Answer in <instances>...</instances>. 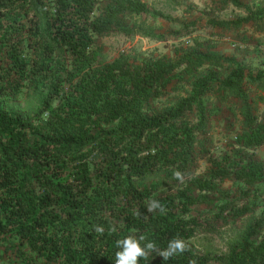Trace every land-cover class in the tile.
<instances>
[{
	"label": "trees",
	"instance_id": "obj_1",
	"mask_svg": "<svg viewBox=\"0 0 264 264\" xmlns=\"http://www.w3.org/2000/svg\"><path fill=\"white\" fill-rule=\"evenodd\" d=\"M144 11L139 0H0V264H114L116 241L129 234H143L160 249L173 238L189 242L210 222L223 226L239 216L225 212L233 203L217 181L233 173L247 184L264 182L261 165L243 157L264 144V123L245 103L235 148L212 157L205 140L211 112L202 100L208 91L241 98L244 80L263 88L264 69L201 56L235 67L223 80L195 79L188 95L157 110L153 102L175 76V62L97 58V37L133 33L129 18ZM246 12L221 24L264 19V7ZM23 95L35 100L15 109ZM206 156L210 165L198 175L197 161ZM176 170L186 183L174 178ZM215 193L223 202L211 215H194ZM153 198L164 213L147 211ZM192 260L264 264V216L226 252L190 243V251L168 261L153 253L140 264Z\"/></svg>",
	"mask_w": 264,
	"mask_h": 264
},
{
	"label": "rangeland",
	"instance_id": "obj_2",
	"mask_svg": "<svg viewBox=\"0 0 264 264\" xmlns=\"http://www.w3.org/2000/svg\"><path fill=\"white\" fill-rule=\"evenodd\" d=\"M146 11L132 15L129 24L131 34L107 33L97 37V58L109 61L124 54L130 61L161 59L175 62V76L164 89L162 98L153 102L157 110L175 105L189 94L192 82L206 75L223 80L235 67L226 61L208 60L201 56L233 59L249 69H264V19L241 22L236 26H223L221 22L240 20L247 15L246 8L256 12L264 7V0H139ZM201 54V55H198ZM243 95L232 91H208L203 103L211 112L205 132L206 146L211 156L223 155L234 149L235 138L242 133L240 108L250 105L258 123H264V87L243 81ZM13 102L15 109L26 108L32 95H23ZM221 107L220 112L214 109ZM243 157L253 159L264 172V144L245 150ZM209 156L197 161V174L207 170ZM230 160H233L230 157ZM217 189L227 191L224 198L232 204L231 212L238 217H229L226 225L210 222L208 229L198 231L189 240L198 250L214 253L226 252L233 241L260 216H264V182L252 184L236 180L233 173L217 181ZM213 203L193 208L194 215L206 218L221 202V193L210 196ZM214 201L216 202L214 204ZM214 228V229H213ZM213 229V230H212Z\"/></svg>",
	"mask_w": 264,
	"mask_h": 264
},
{
	"label": "clouds",
	"instance_id": "obj_3",
	"mask_svg": "<svg viewBox=\"0 0 264 264\" xmlns=\"http://www.w3.org/2000/svg\"><path fill=\"white\" fill-rule=\"evenodd\" d=\"M173 176L181 184L186 183L185 175L181 171H174ZM189 179H191V177H189ZM145 207L149 213L156 211L164 213L166 211L164 205L155 198L148 200ZM135 214L136 216H141L139 210H136ZM94 231L99 235H104L105 227L103 225H96ZM108 231L110 233L115 232V226L109 228ZM116 247L118 251L115 253L114 264H140L141 259L148 261L153 253L161 256L164 261H168L169 259L190 251V243L184 239L173 238L168 242L166 248L160 249L154 241L149 240L143 234L139 236L129 234L122 239H118L116 241ZM190 264H196V261L192 260Z\"/></svg>",
	"mask_w": 264,
	"mask_h": 264
}]
</instances>
